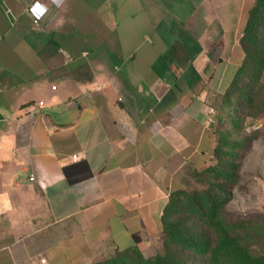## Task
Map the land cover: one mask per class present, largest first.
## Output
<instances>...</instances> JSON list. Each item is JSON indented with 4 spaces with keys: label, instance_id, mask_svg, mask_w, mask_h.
<instances>
[{
    "label": "crops",
    "instance_id": "0c3cea01",
    "mask_svg": "<svg viewBox=\"0 0 264 264\" xmlns=\"http://www.w3.org/2000/svg\"><path fill=\"white\" fill-rule=\"evenodd\" d=\"M0 2V264L155 252L170 194L214 163L255 0ZM245 128L234 192L264 213V116Z\"/></svg>",
    "mask_w": 264,
    "mask_h": 264
},
{
    "label": "trees",
    "instance_id": "16d2710c",
    "mask_svg": "<svg viewBox=\"0 0 264 264\" xmlns=\"http://www.w3.org/2000/svg\"><path fill=\"white\" fill-rule=\"evenodd\" d=\"M241 44L244 60L210 124L214 163L170 194L155 253L133 246L92 264H264V213L244 219L227 210L254 139L245 123L264 116V0H255Z\"/></svg>",
    "mask_w": 264,
    "mask_h": 264
},
{
    "label": "rangeland",
    "instance_id": "374dc122",
    "mask_svg": "<svg viewBox=\"0 0 264 264\" xmlns=\"http://www.w3.org/2000/svg\"><path fill=\"white\" fill-rule=\"evenodd\" d=\"M0 13L8 14L11 17L10 19L12 21H8V25L11 26V22L14 21L13 20L14 18L12 15L13 11L10 9V6L6 3L2 4V2H0ZM33 17H34V21L36 19L41 20V18H42L40 14H38L37 16H33ZM253 200H254V198L250 197L249 193L246 190H244V188L241 190H236L234 192L233 200L227 205V210L231 214H233L235 217H238V218L248 219V218L257 217V216L263 214V212H260L256 209V205L253 203ZM159 240H158V243H159ZM159 244H157V245H159ZM157 245L155 247V251L157 249ZM154 253L155 252H153L151 254H154ZM146 255H150V254L146 253Z\"/></svg>",
    "mask_w": 264,
    "mask_h": 264
},
{
    "label": "built area",
    "instance_id": "2783aa9c",
    "mask_svg": "<svg viewBox=\"0 0 264 264\" xmlns=\"http://www.w3.org/2000/svg\"><path fill=\"white\" fill-rule=\"evenodd\" d=\"M39 8H40V6H37V4H35V5H33V6H31V7L29 8V11H30L34 16H37V15H38V10H39ZM41 17H42V15H41ZM39 21H40L39 19H36V20H35V23H38ZM42 105H43V103L40 102V103H39V106H42ZM215 114H216V110H215V108L210 107V108H209L210 123L213 122V119H214V115H215ZM0 147H1V146H0ZM73 159L76 160V159H77V156H74ZM31 180H34V177H33V176L31 177ZM36 264H50V263L48 262V260H47L46 258L41 257V258L37 261Z\"/></svg>",
    "mask_w": 264,
    "mask_h": 264
}]
</instances>
